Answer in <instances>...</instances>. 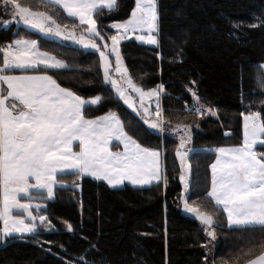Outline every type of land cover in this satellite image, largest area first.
Wrapping results in <instances>:
<instances>
[{
	"label": "trees",
	"instance_id": "trees-1",
	"mask_svg": "<svg viewBox=\"0 0 264 264\" xmlns=\"http://www.w3.org/2000/svg\"><path fill=\"white\" fill-rule=\"evenodd\" d=\"M21 2L34 8L41 6V0ZM134 6L135 0H118L114 11L109 13L105 9L98 13L96 19L102 31L114 34L108 26L127 19ZM157 8L158 46L150 47L134 40L121 43V54L129 72L145 89L165 85L166 95L162 98L165 118L173 125H192L193 140L189 147L199 150L241 144L240 113L261 111L264 115L261 104L264 88L258 83L259 65L264 63V27H248L258 23L257 18L264 19V0H157ZM54 11L60 13L61 23L70 26L78 23L63 19L66 14L62 9ZM3 19L10 17L0 15V20ZM233 23H243L244 27L234 32ZM20 36L37 38L23 25L0 24V46ZM78 47L44 43L42 50L52 52L74 69L48 74L62 87L71 88L85 99L102 94L104 103L87 108V118L116 111L130 135L144 147L162 152V168L168 184L165 186L162 181L143 187L124 184L113 189L103 181L84 177L79 190L57 188L55 200L47 202V210L41 212L49 217L54 228L40 227L36 235L10 238L0 247V264H65L69 260L76 264L77 258L84 255L88 264H204L205 249L200 245L208 238L199 221L179 208L181 184L175 155L176 135L170 129L164 133L148 129L132 109L114 96L110 86L102 87L98 53L77 50ZM188 87L218 109L219 119L200 120L194 113L183 111L185 101L192 103ZM225 132L230 135L225 136ZM255 150L264 152V145H257ZM214 158V151H197L189 159L192 166L189 202L196 201L208 212L215 211L212 202L205 198L210 189V165ZM61 179L70 185L74 177ZM216 215L223 226L216 229L217 243L208 253L209 264L212 260L216 264L222 261L246 264L243 253L253 249L255 255L259 254L264 233L229 228L226 216L222 212ZM65 221L73 225V232L67 230Z\"/></svg>",
	"mask_w": 264,
	"mask_h": 264
},
{
	"label": "snow or ice",
	"instance_id": "snow-or-ice-1",
	"mask_svg": "<svg viewBox=\"0 0 264 264\" xmlns=\"http://www.w3.org/2000/svg\"><path fill=\"white\" fill-rule=\"evenodd\" d=\"M117 7L118 0H41L37 8L21 0L0 3V15L10 17L0 20V24L23 25L37 37L20 36L0 46L3 57L0 62V242L15 235H36L40 227L52 230V221L41 214L47 210V202L55 200L57 188L79 190L84 177L103 181L113 189L125 182L139 187L161 181L165 186L168 184L161 164L162 152L144 147L130 135L116 111L87 118V108L104 103L102 94L85 99L71 88L62 87L48 74L74 70L65 60L42 50L44 43L52 42L65 47L79 46L77 50H94L99 55L102 87L110 86L114 96L132 109L148 129L160 133L170 129L179 137L175 153L183 186L179 200L182 210L199 221L209 238L200 245L205 249L204 264H209L210 242L217 239V227L223 226L218 223L217 212L226 216L229 228L264 233V152L255 150L257 145H264V115L261 111L240 113L243 141L239 145L199 150L189 147L193 140L192 125H173L165 118L162 105L165 85L145 89L134 80L121 54V43L132 37L145 44L159 45L157 0H135L128 18L110 24L108 28L114 34L107 35L96 16ZM56 9L66 14L63 19L78 23L71 26L61 23ZM257 19L258 23L248 27H264V19ZM243 27V23L232 24L234 32ZM259 68L258 79L264 88V64ZM187 92L192 103L185 101V113H195L200 120L219 119L218 109L203 101L194 88L188 87ZM199 127L197 123L196 128ZM114 145L118 150H112ZM197 151L216 154L210 165L211 185L205 197L212 202L214 212L203 211L196 201L189 202L192 192L189 159ZM69 175L74 177L70 185L61 179ZM64 223L69 232L74 231L72 224ZM242 256L247 258L246 264H264V244L260 245L258 255L249 249ZM76 264H88L86 255L78 257ZM211 264L216 261L212 260Z\"/></svg>",
	"mask_w": 264,
	"mask_h": 264
},
{
	"label": "rangeland",
	"instance_id": "rangeland-1",
	"mask_svg": "<svg viewBox=\"0 0 264 264\" xmlns=\"http://www.w3.org/2000/svg\"><path fill=\"white\" fill-rule=\"evenodd\" d=\"M0 3H2V0H0ZM157 10H158V8H157ZM126 20V19H125ZM123 21V20H122ZM112 24V23H111ZM158 38V37H157ZM128 40H134V41H136V42H138V43H141V44H144V45H147V46H150V47H155V46H157V45H149V44H145V43H143V42H140V41H137L134 37H132V38H130V39H128ZM128 40H125V41H128ZM65 43H70V42H65ZM110 43V42H109ZM89 50H91V49H89ZM94 51V50H93ZM262 64H264V63H262ZM261 71V70H260ZM260 76V72H259V75H258V77ZM259 80V79H258ZM258 83H259V87L261 88V86H260V81H258ZM123 102V101H122ZM195 114V113H194ZM242 135H243V127H242ZM176 138L178 139V144H179V137L176 135ZM242 141H243V136H242ZM114 147V149H116L117 147L114 145L113 146ZM226 147H229V146H226ZM217 148H219V147H217ZM113 149V148H112ZM214 149H216V148H214ZM215 159H216V154H215V158H214V160H213V162L215 161ZM212 162V163H213ZM178 163H179V161H178ZM179 166H180V163H179ZM210 185H211V168H210ZM182 189H183V186L181 185V192H182ZM181 192H180V194H181ZM180 197V196H179ZM179 208H180V211L183 213V214H185V215H187V216H189V217H193L192 215H190V214H187V213H185L183 210H182V208H183V205L181 204V202H180V200H179ZM227 220V219H226ZM209 239V238H208ZM217 241V239L216 240H214V241H211L210 242V245H209V248H210V251L209 252H211V251H213V249L215 248V246H216V242Z\"/></svg>",
	"mask_w": 264,
	"mask_h": 264
},
{
	"label": "crops",
	"instance_id": "crops-1",
	"mask_svg": "<svg viewBox=\"0 0 264 264\" xmlns=\"http://www.w3.org/2000/svg\"><path fill=\"white\" fill-rule=\"evenodd\" d=\"M2 59H3L2 54H0V62H2ZM16 74H19V73L17 72ZM89 119H91V118H89ZM120 149L122 150V146H120ZM112 150H113V151H116V150H118V149H117V148L114 149V147H113ZM161 164H162V158H161ZM125 184H130V183L125 182ZM130 185H131V184H130ZM122 186H123V185H122ZM33 211H35V210H33ZM25 235H28V234H25ZM13 237H20V236L15 235V236H13ZM10 238H12V237H10ZM10 238H8V240H9ZM8 240H7V241H8ZM7 241H6V242H0V247L3 246V245H5V244L7 243Z\"/></svg>",
	"mask_w": 264,
	"mask_h": 264
}]
</instances>
